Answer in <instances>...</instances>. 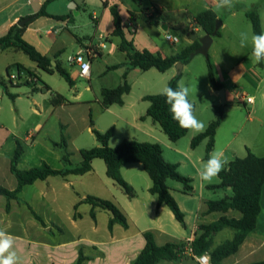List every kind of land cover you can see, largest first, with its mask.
Returning a JSON list of instances; mask_svg holds the SVG:
<instances>
[{
    "label": "crops",
    "instance_id": "0c3cea01",
    "mask_svg": "<svg viewBox=\"0 0 264 264\" xmlns=\"http://www.w3.org/2000/svg\"><path fill=\"white\" fill-rule=\"evenodd\" d=\"M19 1L0 0L2 5L5 4L0 8V38L4 37L10 28L18 24L21 19L37 14L35 11L25 10L18 6ZM27 1L29 5L33 3V0ZM39 1L40 4H44L47 0ZM215 5L216 0H191V5L188 8L173 7L165 10L163 5L154 4L153 7L145 9L144 16L148 18V14L151 13V17L148 19L156 26L166 27L167 30L165 31L168 34L169 29L181 27L180 30H183L186 24L179 17L174 20H162V18L168 14H181V11L186 10L185 16L190 21L191 28L186 39L187 46L184 48L186 49L194 43V34L197 36L196 39L205 35L199 28L195 17L207 10L215 12ZM106 6H109V2ZM235 14L236 12L232 13L233 16ZM49 15L52 17L42 16L31 22L23 33V39L33 45L41 54L51 58L53 67L59 64L64 68L71 75L76 85V74L73 69H77V67L68 63L70 65L68 69L59 62V56L66 46V43L62 41V34L64 30H68L69 24H73V19L63 16L65 17L64 20H58L54 17L61 16ZM132 18L135 19V15H132ZM93 19L99 21L96 16ZM126 22L123 24L125 25ZM225 25L224 23L223 26ZM125 33L127 39L134 42L132 36L137 34L136 27L134 32L128 28ZM104 38L101 34L98 42L90 40L83 43L77 40L78 46L75 53L90 45L97 47L103 44L106 47ZM118 38L120 39V37ZM175 38L177 39L176 43L180 42V38ZM120 43L121 39L118 47ZM135 48L140 51L145 50L137 46ZM12 50L20 51L17 48L1 49L0 58L8 57L6 54ZM120 52L122 51L120 50ZM151 52L160 53L158 51ZM122 54L123 60L110 64L107 67V72L102 74L104 75L102 77H107L109 73L114 74V77H111L110 82H108L109 84H104L98 89L91 86L94 98L92 100L86 98L84 101L87 107V117L90 121V126L87 129L91 137L82 139V141L80 137L74 140H65L66 149L62 146L61 138L50 136L42 120L43 111L49 114L51 118L70 105V101L64 95L49 85H45L42 89L43 95H41L44 105L40 109V105L34 100L35 107L31 109L37 116V121L33 126L24 128L25 117L21 110H17L13 114L12 111L6 112L4 100L8 97L12 98L5 93L0 85V187L13 191L18 186L17 178L11 171V161L18 145L22 147L23 151L18 163L19 170H29L39 167L43 163L48 164L54 170H65L79 166L83 160L80 151L100 145L93 133L92 119L94 128L102 133L111 128L114 129L109 141L111 147H117L125 139L159 144L163 149L165 160L169 163L178 164L179 172L192 179L193 191L189 193L185 192L182 183L171 179L167 181L172 196L185 215V224H181L176 219L168 206H158L157 196L150 192L153 182L143 164L132 162L121 168L124 180L135 191V196L130 198L114 180L108 177L105 161L95 159L92 162V170L86 174L51 176L46 180H39L34 184L25 186L18 194L17 199L9 202V210H7V199L0 196V229H4L14 238V250L17 252L20 264H76L80 258H83L82 264H132L146 245L144 234L147 232L154 235L159 246L167 243H185L186 256L183 259L180 261H161L158 264H200L197 260L198 255L194 251L188 250L192 247L197 236L202 234L200 227L211 225L222 217L235 219L242 217V214L236 210L209 212V201L231 198L233 191L231 188H212L221 184L219 176L211 183L204 182L202 186L197 175V169L202 167L207 160L205 157L208 139L202 141L196 148L192 147V140L205 132L209 124L216 118L215 106L219 105L211 102L202 103L204 97L199 94L198 87H192V95L194 96L190 95L189 98L195 103V114L206 125L205 130L198 134L189 131L179 141H171L161 126L147 116L150 103L144 98L148 95H157L163 86H168L170 80L179 74L175 66L166 72H160L157 69L143 71L136 68L130 70L126 75V81L130 84L131 91L124 96V104L105 107L102 102L101 91L105 88L115 89L125 83L128 58L126 53L122 52ZM103 56V51L99 49V56L93 58L92 63L94 59L103 58ZM244 60V58L240 60L238 66L245 65ZM247 62L248 71H255L256 78L253 81H247L244 76L245 72L236 75L234 85L236 87H248V90L242 95L240 92L233 94L238 105L234 102H230L228 105L223 104L225 107L224 118L215 136L213 150L224 151L230 162L236 158L246 157L248 150L258 157L264 156V105L262 109L257 107V100L264 99V63H254L253 59ZM34 64L36 69L41 70L35 62ZM5 65L6 72L8 67L13 66L7 72V79L11 85H30L33 92L41 90L38 85L39 80L37 84L32 85L10 79V75L17 72L30 74L37 78L36 70L27 68L24 64L13 62L8 58ZM16 65H21L23 68H18ZM259 66L261 67L259 68ZM111 67L116 68L110 69ZM184 67L186 68L185 65H183ZM183 68L181 79H184ZM13 70L16 71L12 72ZM86 80L90 83L94 81L92 67L91 76ZM4 82L8 86L6 80ZM136 84L142 85V90L135 94L134 86ZM85 89L89 90V87ZM155 89H159V91ZM223 89L225 98H227L228 88L223 85ZM209 90L210 96L219 95L211 86ZM8 92L14 95L10 93L9 87ZM49 94L50 97H48ZM55 94L65 97L67 103L53 107L51 98ZM243 95L252 97L254 103H242L240 97ZM14 96L13 101L17 98V95ZM81 96L82 93L78 95V97ZM104 117L103 121L102 118ZM58 123L61 124L60 119H58ZM62 124H64L63 129L67 127L65 125H68ZM79 141L85 144H79ZM66 150L70 154L69 162L63 161ZM220 192L224 196L220 197ZM89 196L114 203L126 217L128 227L125 228L115 223L110 228L111 213L85 202ZM260 207L261 211L254 230L248 234L239 251L225 258L220 264H251L264 261V185L261 192ZM33 212L41 219H37ZM234 236L235 231L233 229L224 228L213 236L212 249L232 240ZM207 255L210 257L209 253ZM209 264H212L211 261Z\"/></svg>",
    "mask_w": 264,
    "mask_h": 264
},
{
    "label": "trees",
    "instance_id": "16d2710c",
    "mask_svg": "<svg viewBox=\"0 0 264 264\" xmlns=\"http://www.w3.org/2000/svg\"><path fill=\"white\" fill-rule=\"evenodd\" d=\"M51 1L53 0H47L36 15L30 16L32 19L25 27L22 28L18 26V24L12 26L8 33L0 38V45L2 46V50L17 48L23 51L41 70L49 74L58 73L70 86H74L75 82L64 68L59 64L53 67L51 58L41 54L33 45L23 39L25 29L36 18L42 16L52 17L46 11V7ZM111 13L113 15L114 24L112 35L120 37L121 43L119 49L126 53L128 63L126 64L127 71L125 74V83L115 89L105 88L101 91V98L105 107L115 104H124V96L131 91V86L126 81V75L130 70L139 68L143 71L157 69L160 72H166L177 64L187 65L192 60L191 54L201 45L199 39H196L191 46L174 56H163L160 53L154 54L146 49L142 51L137 50L134 42L126 37L125 30L128 29V26L123 24L118 7H112ZM247 17L251 21L254 34L263 32L262 21L257 12H248ZM54 18L58 20L65 19L63 16ZM217 19L218 17L213 10L204 11L195 17L199 28L205 34H212L214 32ZM180 28L181 27H175L174 30H180ZM218 36H220V31ZM207 65L210 86L215 91L223 89V85L216 79L214 66L209 58L207 60ZM16 67L23 68L21 65H16ZM11 68H13V66L8 67L7 72L10 71ZM115 68L116 67H111L110 69ZM181 76L182 70H180L177 76L170 80L168 86L176 88ZM0 85L3 87L5 93L12 99L15 98L14 95L9 94L8 86L1 76ZM144 100L150 103L147 116L151 117L161 126L162 130L171 141L177 142L188 134L189 130L181 128L172 118L169 110L170 106L166 103V98L164 96L160 94L148 95ZM65 103H67V100L62 95L55 94L51 98L53 107H59ZM193 104L195 106L194 102ZM224 108V105L215 106L217 113L216 118L209 124L205 132L197 135L192 140L191 145L193 148H196L202 141L208 139L206 159H208L209 153L212 152L215 146V136L224 118ZM91 126L100 145L91 149L81 150L80 153L83 160L79 166L74 168L54 170L48 164L43 163L41 166L29 170H19L18 163L23 151L22 147L18 145L11 161V171L17 178L18 186L13 191L0 187V196H4L8 201L7 210L10 209L9 202L13 199H17L18 194L25 186L34 184L39 180H46L51 176L86 174L92 170V162L95 159H102L105 161L108 177L114 180L117 185L123 189L125 194L133 198L135 196V191L124 180L121 174V168L127 163L138 162L143 164L145 171L153 182L150 192L157 196L158 206H168L176 219L184 225L185 215L167 186V181L171 179L182 183L185 192L189 193L193 191L192 179L183 176L179 172V165L169 163L165 160L163 149L159 144L142 143L136 140L125 139L117 147H111L109 141L113 135L114 129L111 128L107 132L102 133L94 128L92 119ZM62 146L65 149L67 148L64 138H62ZM69 155V152L66 150L63 155L64 162H69ZM219 178L221 184L212 188H231L233 196L217 201H209V212H228L229 210H236L242 214V217L240 219L222 217L211 225L200 227L202 234L197 236L192 247L196 255L209 253L212 264H220L225 258L236 254L248 234L253 231L256 226L257 218L261 211L260 199L262 187L264 185V156L258 157L248 150L246 157L236 158L234 161L230 162L225 170L220 172ZM85 202L91 203L93 207H100L111 213L110 228H112L115 223L125 228L128 227L126 217L114 203L92 196L87 197ZM35 216L37 219H41L37 214H35ZM224 228L233 229L235 231L234 238L212 249L213 236ZM144 237L146 245L132 264H158L161 261H180L186 256L185 243H167L163 246H159L151 232L145 233ZM82 261L83 258H80L76 264H82ZM251 264H264V261Z\"/></svg>",
    "mask_w": 264,
    "mask_h": 264
},
{
    "label": "rangeland",
    "instance_id": "374dc122",
    "mask_svg": "<svg viewBox=\"0 0 264 264\" xmlns=\"http://www.w3.org/2000/svg\"><path fill=\"white\" fill-rule=\"evenodd\" d=\"M109 6L107 7V3ZM18 6L23 7L25 10H31L39 12L43 6L39 0H33L31 5L27 0H20L17 3ZM163 5L165 10L172 9L173 7L188 8L191 5V0H54L46 7V11L49 14L55 16L71 17L73 24H69L68 30L63 31L62 41L66 43L65 50L59 56V62L69 69L67 58L69 55L76 52L78 46L77 40L87 43L90 40L98 42L100 35L104 36L105 48H101L103 51V58H96L93 60L92 68L94 72V81L90 83L88 80L80 78L78 76V69L74 68L73 71L76 74V85L70 86L68 82L58 73L49 74L43 70L36 69L34 62L23 52L14 50L8 52V57L0 58V75L6 80L10 93L17 95L15 101L5 98L6 112L12 111V114L17 110H21L24 114L25 126L28 128L33 126L37 121V116L31 111L34 100L41 106L44 105L41 95L42 89L45 85H49L52 89L60 92L69 101L70 105L67 106L62 112L56 114L55 117H49V114L43 111V122L46 125V131L49 132L51 137L57 136L58 138H64L65 140H74L80 137V140L87 137H91L88 127L90 126L89 117H87V107L84 104L86 98L93 99V93L91 92V86L95 89L100 88L104 84H109L111 77H114L113 73H109L107 77H102L107 72V67L110 64L121 62L123 60V54L119 50V38L112 35L114 30L113 15L111 8L117 6L120 10V16L122 22L126 24L128 22H134L137 34H133L135 46L150 51H158L167 56L175 55L181 52L186 46V39L188 38V32H190V21L185 16L186 10L181 11V14H168L163 19L174 20L177 17L182 18L186 24L183 30L169 29L168 33L180 38V42L171 44L167 40V32L163 29L162 25L156 26L151 20L144 16L146 8H151L153 5ZM5 4L0 3V8ZM190 9V8H189ZM220 20L225 26H222L220 30V36H216L213 39L212 46L209 50V59L211 60L215 76L219 83L228 88L227 98L222 101L219 95L210 96V82L208 76V58L203 54L196 55L192 60L183 68L184 81L190 87L197 86L199 94L202 95V103L209 102L217 105H223L230 102L238 103L235 101L233 94L248 90V87L234 85V79L238 73L245 72L244 76L247 81H253L256 78L255 71H248V60L251 61V43L250 38L254 34L252 24L246 14L248 12H257L261 21L264 32V0H232L231 8L214 9ZM236 12L235 16L232 15ZM135 15V19L132 18ZM94 16L99 18L97 22L94 20ZM125 24V25H126ZM246 32L249 35V44L247 47L241 48L239 43L240 33ZM11 59L13 62L24 64L27 68L37 71V78L40 86L39 92H33L30 85L13 86L7 79L6 72V60ZM245 59L243 66H238V62ZM5 62V63H4ZM108 62V63H107ZM264 63V62H263ZM261 66H259L260 68ZM243 68V69H242ZM13 70L12 72H15ZM158 71V70H157ZM156 73H159L157 72ZM178 71V70H177ZM151 73V72H150ZM264 76V74H263ZM149 77V76H147ZM229 77V79H228ZM264 85V84H263ZM106 86V85H105ZM89 87V90L85 88ZM76 88V90H75ZM142 90V85L136 84L134 86V93H138ZM159 91V89H155ZM82 93L81 97L78 95ZM46 94V93H45ZM192 95V93H191ZM51 95L49 94L48 97ZM194 96V95H192ZM4 106V104H2ZM264 99L257 100V107H263ZM244 107V106H242ZM37 108V107H36ZM247 109V108H246ZM249 109V108H248ZM212 113V112H211ZM60 119L61 124L58 123ZM103 121L105 119L102 118ZM56 123V124H55ZM67 127L63 129L64 124ZM68 128V131L66 129ZM92 131V130H91ZM82 133V134H81ZM56 134V135H55ZM79 144H85L80 143ZM220 197L224 196L220 192Z\"/></svg>",
    "mask_w": 264,
    "mask_h": 264
},
{
    "label": "clouds",
    "instance_id": "9594fccd",
    "mask_svg": "<svg viewBox=\"0 0 264 264\" xmlns=\"http://www.w3.org/2000/svg\"><path fill=\"white\" fill-rule=\"evenodd\" d=\"M215 6L217 9L231 8L232 0H216ZM239 43L241 48L248 46V33H240ZM250 43L252 48L251 57L254 63L264 62V32L253 34L250 38ZM191 93L190 85L181 79L178 81L176 88L165 85L161 88L159 94L166 98L172 118L179 126L198 134L205 130L206 125L195 114V106L189 99ZM229 162L228 157L222 150L214 149L209 153L208 159L203 163L202 167L197 169L201 185L203 186L204 182L211 183L219 176L221 171L225 170ZM14 243V238L4 229H0V264H20V259L14 250ZM203 258L205 260L209 259L207 254Z\"/></svg>",
    "mask_w": 264,
    "mask_h": 264
},
{
    "label": "built area",
    "instance_id": "2783aa9c",
    "mask_svg": "<svg viewBox=\"0 0 264 264\" xmlns=\"http://www.w3.org/2000/svg\"><path fill=\"white\" fill-rule=\"evenodd\" d=\"M151 17V13L148 14V18ZM128 26V28H130V30L132 32L135 31V26L133 22H128L126 24ZM167 40L172 43L175 44L177 42V39L171 35V34H167ZM105 47L103 44H101L100 46H88L87 48H85L84 50H81L75 54L69 55L67 58V61L70 65L77 67L78 69V76L80 78L83 79H89L91 76V64H92V59L95 57L99 56V49ZM10 79L12 81L15 82H24L26 84H37L38 79L30 74H23V73H15L10 75ZM240 101L242 103H246V104H253L254 103V99L252 97H248L247 95H243L240 97ZM190 252H193V248L191 247L190 249H188ZM205 256V254L202 255H198L197 256V260L199 261L200 264H209L210 263V257L208 260H205L203 257Z\"/></svg>",
    "mask_w": 264,
    "mask_h": 264
},
{
    "label": "water",
    "instance_id": "95a60500",
    "mask_svg": "<svg viewBox=\"0 0 264 264\" xmlns=\"http://www.w3.org/2000/svg\"><path fill=\"white\" fill-rule=\"evenodd\" d=\"M31 19H32L31 17H26V18L21 19L18 23V26H20L22 28L25 27V25H27L31 21ZM222 26H223V23L217 19L214 32L212 34H205L203 37L199 38V42L201 45L198 49H196L191 54V58H194L196 55H199V54H203L204 56L209 58V50L212 46L213 39H214V37L218 36V33H219ZM163 29L167 30L166 27H163ZM196 38H197V36L194 34L193 39L196 40ZM1 49H2V46L0 45V50ZM182 68H183V64H177L176 65V69L178 70V73H180V70H182ZM217 93L221 97L222 101H224L225 100L224 89L217 91Z\"/></svg>",
    "mask_w": 264,
    "mask_h": 264
}]
</instances>
